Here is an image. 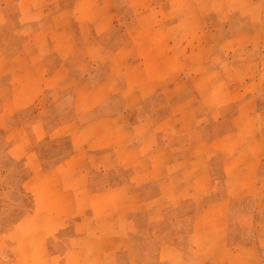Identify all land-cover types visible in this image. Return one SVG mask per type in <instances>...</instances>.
<instances>
[{"label":"rangeland","instance_id":"rangeland-1","mask_svg":"<svg viewBox=\"0 0 264 264\" xmlns=\"http://www.w3.org/2000/svg\"><path fill=\"white\" fill-rule=\"evenodd\" d=\"M130 1L138 6L137 10L129 9L125 0H113L118 13L111 30L92 43L81 41L79 56L72 60L78 62L93 55L98 56L96 62H100L102 58L93 79L101 77L112 64L119 84L127 87L124 97H129L139 109L135 111L132 123L136 124L139 118L157 120L154 128L159 132L166 128L175 131V142L185 131L192 130H199L207 141L220 139L219 144L223 147L253 131L264 137V0ZM44 3L48 5L47 9H43ZM22 4L27 11L32 4L36 7L42 5V12L47 10L50 13L57 0H0V50L5 60L11 61L9 64L13 63L10 69L14 73L13 78L9 77L8 70L0 76V245L6 249L4 257H12L16 245L23 256L40 257L42 249L43 256L51 259H46V264H65L64 254L72 245H87L88 250L75 252H87L92 258L91 264H164L157 256L156 238L149 237V231L157 225L147 223L146 211L136 216L140 233L133 235V245L125 248L124 245H112L109 237H96L86 232L87 229L90 232L106 226L100 216L104 209H108L103 203L106 198H94L99 211L97 218L74 215L65 221L57 218L56 225L52 224V219L23 218L28 216L26 213L33 206V198L21 186L28 174L22 158L13 162L7 152L12 140H16L19 147L26 145L23 129L28 137L34 117L39 116L40 110L43 113L40 118L45 119L46 133L41 138H32L31 145L39 150L43 168L59 164L73 148L69 137L50 135L60 120L71 115L72 100L68 92L63 91L64 97L57 103V108L45 116L42 107H50L48 92L45 93L46 99L49 98L45 105L37 102L23 105V100L37 94L35 81L39 74L36 69L25 70L22 74L23 66L18 56L22 54L23 33L29 31L32 34L34 28H23ZM47 48L44 43L43 49ZM48 66L47 63V71ZM34 77L36 80H32ZM123 98L118 96L121 101ZM245 99L248 101L244 102ZM121 101L115 109L121 107ZM150 129L142 125L134 132L140 135ZM192 145L197 146L199 142ZM103 152L94 151L90 163L101 161ZM209 162L216 188L205 195L203 201L225 195L223 169L218 156L211 157ZM83 171L90 176L89 188L94 192L125 181L129 176L128 170L118 167L88 168L87 164ZM232 176L233 181L242 179ZM156 190V184H150L142 189V193L152 195ZM246 198L250 197L231 202V218L236 208L249 206ZM53 204L47 205L52 207ZM78 204L80 210L89 209L85 193L79 195ZM195 208V203L190 201L183 202L179 208L165 210L167 215H175L172 217L173 226L181 218L180 228L174 237L184 245L190 214ZM178 212L183 216L176 217ZM27 224L30 225L27 227ZM255 224L250 232L259 235L264 225L261 221ZM38 226L45 228L46 233L39 232ZM238 234L231 231L230 241ZM24 245H41L42 248L37 250L36 247L33 253H28L22 248ZM109 250L111 253L107 255ZM184 250L185 254L190 251L185 247Z\"/></svg>","mask_w":264,"mask_h":264},{"label":"crops","instance_id":"crops-1","mask_svg":"<svg viewBox=\"0 0 264 264\" xmlns=\"http://www.w3.org/2000/svg\"><path fill=\"white\" fill-rule=\"evenodd\" d=\"M125 2L129 9L137 10L138 6L132 1ZM24 7L22 4L23 28H34L32 34L29 31L23 33L22 54L18 57L21 58L23 75L30 69H36L39 75L37 80L32 79L36 80L37 94L23 100V105L35 102L45 105L49 99L45 93L48 92L50 107L40 106L45 116L57 108V103L64 97L63 91L68 92L72 100L71 115L60 120L50 135L69 137L73 149L59 164L43 168L39 150L31 145L32 138H41L46 133L40 110L39 116L34 117L28 137L23 129L26 145L19 147L16 140H12L7 152L13 162L22 158L28 174L21 186L33 198V206L23 218L52 219L53 225L57 224V218L59 221L63 218V221L74 215L97 218L99 211L94 198L101 197L106 198L103 203L108 208L100 215L106 226H101L99 231L91 228L92 231L87 229L86 232L96 237H109L112 245H124V248L133 245L132 236L140 233L136 216L146 211L147 223L157 225L149 231V237L156 238L157 256L164 264H264V229L259 235L250 232L251 226L257 225L255 222L261 221L264 225V148H260V145L264 146V137L261 133L253 131L223 147L218 138L203 139L199 130L185 131L175 142V131L166 128L159 132L154 128L157 120L139 118L136 124L132 123L134 113L139 109L129 97H124L127 87L119 84L112 64L101 77L93 79L92 75L103 62L101 57L100 62H96L97 55V58L93 55L90 59L82 58L81 62L72 60L78 55L81 41L92 43L111 30L118 13L113 0H57L50 13L47 10L42 12V5L36 7L32 4L28 11ZM47 7L45 5L43 9ZM44 43L48 47L46 50L43 49ZM9 62L0 50V76L8 70L9 77L13 78L10 69L13 63ZM47 63L50 65L48 71L45 68ZM119 95L124 97L122 101L118 99ZM120 101L121 107L115 109ZM142 125L151 129L135 135V128ZM194 142L199 145H192ZM253 142L256 144L251 145ZM94 151L104 152L101 161L91 164ZM214 156H218L223 169L225 195L203 201V197L216 188L209 162ZM87 164L88 168L126 169L129 176L125 181L94 192L89 188L90 176L82 172ZM231 174L243 181H233ZM150 184H156V192L143 195L142 189ZM83 193L89 209L80 210L79 195ZM248 196L249 206L236 208L231 218V202ZM190 201L196 208L190 214L184 245L174 237L180 228L182 213H177L179 221L173 226L172 217L175 215H167L165 210L179 208L183 202ZM50 202L55 204L51 207L47 205ZM37 230L46 233V229L40 226ZM231 231L234 234L240 232L233 241L229 239ZM36 247L40 250L41 245H24L22 248L33 253ZM184 247L190 250L189 253L185 254ZM88 249L87 245H72L65 252L63 261L65 264H91L92 258L87 252H75ZM5 250L0 245V254L3 255L0 264H46L49 259L43 256L42 249L40 257H29L23 256L22 250H17L15 245L10 258L4 257ZM110 253L109 250L107 255Z\"/></svg>","mask_w":264,"mask_h":264}]
</instances>
